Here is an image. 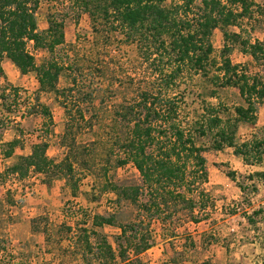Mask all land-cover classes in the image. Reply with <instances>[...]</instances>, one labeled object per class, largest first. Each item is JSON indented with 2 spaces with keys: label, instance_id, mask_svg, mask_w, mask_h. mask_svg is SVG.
I'll return each instance as SVG.
<instances>
[{
  "label": "trees",
  "instance_id": "16d2710c",
  "mask_svg": "<svg viewBox=\"0 0 264 264\" xmlns=\"http://www.w3.org/2000/svg\"><path fill=\"white\" fill-rule=\"evenodd\" d=\"M76 1L88 14L92 31V39L87 41L88 57L84 55L81 64L70 57L64 60L57 52L65 45V37L64 20L56 13L49 9L47 28L39 31L35 18L38 0H0V78H5L1 66L4 58L22 75L33 73L38 91L54 93L66 109L65 130H69L75 117L68 107V96L72 92L86 96L81 87V77H84L81 66L90 62L93 55L98 57L99 52L110 54L115 42L133 45L148 70L149 83L132 99L123 100L116 112L118 119L114 121L124 125V135L116 139L121 152L116 164H132L141 184L123 186L106 180L104 190L112 191L118 201L135 205L144 195L148 224L153 217L164 221L163 210L169 209L171 201L182 204L191 214L197 208L204 212L209 201L208 193L202 188L208 181L204 152L231 148L245 164H260L263 160V138L253 133L250 139L237 143L236 134L240 123L256 124L258 106L264 101V80L259 73H251L247 64L231 60L232 52L237 49L255 62L264 61L263 40L250 36L253 25L249 29L243 26L244 21L253 20V7H258L252 0ZM230 27L238 31H230ZM215 30L222 34L217 56L212 43ZM28 43L34 49L46 50L49 57L37 64L27 49ZM69 47L75 52L77 45ZM103 71L101 68L98 76L103 78ZM62 75L67 86L59 88ZM194 79L200 82L199 91L188 85ZM226 88L238 91L239 102L232 107L218 97L219 90ZM189 99L197 107L186 115ZM77 111V118L83 119L82 111ZM42 113L49 116L45 108ZM112 129H116V124ZM68 134L69 131L64 135ZM204 139L207 142H202ZM4 146L2 157L7 161L15 156L19 139L14 138ZM65 147L64 157L56 161L47 155V142L39 141L31 146L29 154L17 155L3 174H12L20 180L31 173L42 175L40 181L47 187L57 178L70 181L78 147L75 143ZM87 164V161L82 163ZM226 176L244 192L246 187L237 180L234 171L228 170ZM254 177L264 182V169L249 175L248 179ZM76 190L73 183L72 196H76ZM260 212V209L250 214L246 211L243 216L250 225H255L254 218ZM191 219L195 223L200 221ZM140 222L117 225L113 216L95 215L90 229L78 227L74 244L79 246L82 263L145 264L139 255L151 243L140 232ZM103 226L120 228L117 254L106 237L94 229ZM91 236L96 240L95 245L90 243Z\"/></svg>",
  "mask_w": 264,
  "mask_h": 264
},
{
  "label": "rangeland",
  "instance_id": "374dc122",
  "mask_svg": "<svg viewBox=\"0 0 264 264\" xmlns=\"http://www.w3.org/2000/svg\"><path fill=\"white\" fill-rule=\"evenodd\" d=\"M38 1L35 15L38 30L47 28L49 9L56 13L64 20L65 37V45L57 52L64 60L70 57L81 64L89 50L87 41L92 39L88 14L76 0ZM252 1L258 8L253 7V20L244 21L243 26L249 29L253 25L250 36L264 42V0ZM229 30L238 31L235 27ZM212 43L217 56L222 46L219 30L214 31ZM70 44L77 45L75 52L70 50ZM27 49L37 64L49 57L46 50L34 49L32 43L27 44ZM111 49L110 54L99 52L98 57L93 55L90 62L81 66L84 72L81 87L86 96L74 92L68 96V107L75 117L69 130H65L66 109L54 93L38 91L33 73L23 76L13 64H1L5 78H0V155L5 143L14 138L19 139V146L9 160L4 161L0 156V229H9L5 237L0 234V264H83L74 235L78 227L90 229L95 215L113 216L117 225L141 221L139 230L151 243V247L139 255L145 264H264V182L255 177L248 179L249 175L264 169V156L260 164L251 165L234 155L231 148L207 150L204 157L208 181L202 186L209 196L206 210L202 212L197 208L191 214L182 204L171 201L169 209L163 210L165 220L153 217L150 224L143 207L144 195L135 205L118 201L112 191L104 190L106 180L123 186L141 184L132 164H116V157L121 154L116 139L124 135V125L114 120L118 119L116 112L121 102L135 97L149 83L148 70L133 45L115 42ZM231 60L247 64L251 73H259L264 80V61L255 62L237 49L232 52ZM100 67L105 73L103 78L98 76ZM188 85L194 91L200 90L197 79ZM65 86L66 78L62 75L58 87ZM218 97L229 107L239 102L238 91L233 88L219 90ZM208 100L216 103L214 99ZM187 107L186 115L197 104L189 99ZM44 108L49 116L42 113ZM77 110L82 111L83 119L77 118ZM114 124L116 129H112ZM67 131L69 134L64 135ZM253 133L264 139V101L258 106L255 125L239 124L236 142L250 139ZM39 141L47 142V155L56 161L64 157L65 145L75 143L78 147V156L73 157L77 162H73L72 180L54 179L50 185L53 184L54 189L49 195L40 194V190L32 193L31 177L41 182L42 175L31 173L20 180L12 174H3L17 155L29 154L31 146ZM85 161L88 164L82 165ZM228 170L234 171L237 180L246 187L243 193L226 176ZM73 183L77 186L76 196H72ZM34 196L38 197L35 198L37 204L31 202ZM43 199L48 201L40 203ZM259 209L255 225H250L243 213ZM191 217L200 221L195 223ZM94 229L106 237L117 254L120 228ZM95 241L91 236L90 243L95 245Z\"/></svg>",
  "mask_w": 264,
  "mask_h": 264
},
{
  "label": "crops",
  "instance_id": "0c3cea01",
  "mask_svg": "<svg viewBox=\"0 0 264 264\" xmlns=\"http://www.w3.org/2000/svg\"><path fill=\"white\" fill-rule=\"evenodd\" d=\"M6 64V65H9L11 62L7 59V58H4L3 60H2V62H1V64ZM12 64V63H11ZM23 76H25V75H23ZM0 143H1V141H0ZM1 156V155H0ZM1 158H2V156H1ZM0 162H1V159H0ZM35 176H32L31 177V182H32V193H35V192H37V190H40V194H44L45 193V195H49L48 193L49 192H51L53 189H54V187H53V184H52V186H50V187H47L45 184H42L41 182H39V180L38 179H36L35 180ZM34 195V194H33ZM46 197H48V196H46ZM35 198H38V197H36V196H34V197H32L31 198V202H32V204H37L38 202H37V200L35 199ZM35 199V200H34ZM48 200L47 199H43V200H39V202L40 203H46ZM10 227V226H9ZM0 231H2V232H0V234H2L1 236H4V235H6V233L9 231V229L7 230V229H0ZM9 235V234H8ZM5 237V236H4ZM11 239V237L9 236L8 237V240H10ZM11 245H13V242L11 241Z\"/></svg>",
  "mask_w": 264,
  "mask_h": 264
},
{
  "label": "built area",
  "instance_id": "2783aa9c",
  "mask_svg": "<svg viewBox=\"0 0 264 264\" xmlns=\"http://www.w3.org/2000/svg\"><path fill=\"white\" fill-rule=\"evenodd\" d=\"M0 102H1V100H0Z\"/></svg>",
  "mask_w": 264,
  "mask_h": 264
}]
</instances>
